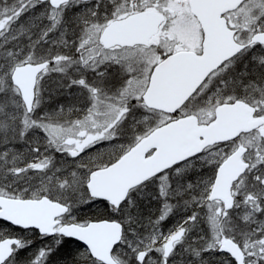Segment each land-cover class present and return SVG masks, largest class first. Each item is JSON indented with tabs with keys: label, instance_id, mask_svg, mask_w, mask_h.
<instances>
[{
	"label": "snow or ice",
	"instance_id": "snow-or-ice-1",
	"mask_svg": "<svg viewBox=\"0 0 264 264\" xmlns=\"http://www.w3.org/2000/svg\"><path fill=\"white\" fill-rule=\"evenodd\" d=\"M0 264H264V0H0Z\"/></svg>",
	"mask_w": 264,
	"mask_h": 264
}]
</instances>
